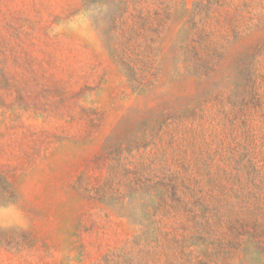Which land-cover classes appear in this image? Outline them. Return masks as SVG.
Listing matches in <instances>:
<instances>
[{"label": "rangeland", "instance_id": "1", "mask_svg": "<svg viewBox=\"0 0 264 264\" xmlns=\"http://www.w3.org/2000/svg\"><path fill=\"white\" fill-rule=\"evenodd\" d=\"M0 264H264V0H0Z\"/></svg>", "mask_w": 264, "mask_h": 264}]
</instances>
